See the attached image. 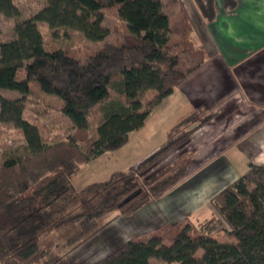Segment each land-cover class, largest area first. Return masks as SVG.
<instances>
[{"label": "trees", "instance_id": "trees-1", "mask_svg": "<svg viewBox=\"0 0 264 264\" xmlns=\"http://www.w3.org/2000/svg\"><path fill=\"white\" fill-rule=\"evenodd\" d=\"M192 1L206 24L216 20V0ZM237 5V0H221L225 12H233ZM112 9L124 25L121 41L97 48L85 63L67 48L44 47L41 26L53 39L76 32L89 42H103L111 34L104 20ZM0 14L13 20L11 39L0 42V90L19 96L0 95V124L18 130L24 138L23 144L2 156L0 264H73L70 254L104 230L113 218L110 215H134L186 176L187 164L177 162L156 174H143L165 153L184 146L213 115L206 114L196 125H192L194 114L182 118L167 131V143L142 160L135 172L115 173L80 190L70 178L81 165L124 147L129 134L204 62L206 54L202 52L195 69H179L181 55L190 49L184 26L189 20L180 18L183 24L176 31L183 40L172 42L175 29L164 0H44L43 7L28 18H22L15 0H0ZM20 71L24 77L18 80ZM31 83L60 99V113L76 132L87 131L88 118L99 106L103 121L95 136L82 145L74 136L45 144L39 126L23 116ZM149 91L155 96L144 106ZM194 109L207 110L204 105ZM246 167L211 199L210 217L196 224L184 220L171 225L176 233L168 240L130 239L91 264H153L152 260L264 264V164L249 161ZM117 177L135 181L113 190ZM96 196L98 201H89ZM78 201L81 207L74 210ZM219 231L232 241H217Z\"/></svg>", "mask_w": 264, "mask_h": 264}, {"label": "rangeland", "instance_id": "rangeland-1", "mask_svg": "<svg viewBox=\"0 0 264 264\" xmlns=\"http://www.w3.org/2000/svg\"><path fill=\"white\" fill-rule=\"evenodd\" d=\"M164 3L165 12L169 16L170 22L175 29V32L172 35V42H180L183 40L181 33L176 31L178 30V27L180 28L182 23L180 22V18L184 16L189 20L188 23L187 21L186 23L184 22L186 24L184 26L188 29L186 40L188 41L187 47H190V49H187L186 52L181 55L179 69L182 71L195 69L197 62L204 51V54H206L204 62L192 71L187 79L194 76L198 71H202V79L207 80L214 69L212 66H204L205 61L208 60L210 56L207 53L208 50L201 45L205 34H201V30L197 31L193 25L192 20L194 19V11L198 14L193 1L164 0ZM15 4L19 8L22 18H28L43 7L44 0H15ZM104 24L109 27L111 34L106 40L99 43L89 42L76 32H69L66 36L62 33L58 39H53L46 26H41L40 30L44 38V47L46 49L67 48L69 51L74 52L77 55L76 58L81 63H85L87 56L97 48H101L105 44L119 43L121 41V33L124 31V25L117 19L115 10L112 9L106 11ZM12 28L13 20L7 19L0 14V42L9 41L11 39ZM197 32L200 33L197 34ZM200 46H202V48H200ZM222 49V47H219L217 50L220 52V55L223 53V50L226 53L227 51L229 52L226 48ZM235 50V56H241V50ZM22 77H24V72L20 71L17 79L20 80ZM183 93H188L184 90V87L181 89V92L176 88L170 96L166 97L159 105L153 108L143 125L129 135L128 142L124 147L113 153H107L86 165H81L79 170L70 178L71 185L75 189L80 190L89 184L106 181L115 173L137 171L138 165L142 160L159 150L167 143V131L182 118L189 116L190 114H194L192 125H196L206 114H212L213 118H211V120L205 125L195 130L184 146L165 153L148 169L146 174H143L144 176L156 174L157 172L166 170L175 162H177V164H187L188 169L186 176L173 187L168 189L164 194L174 189L177 185L183 184V182L190 178L192 173L205 168L207 165H212L213 161L215 162L218 159L223 158L222 155L226 154L232 146L233 147L230 149L228 156L223 158H226L228 162L227 168L224 169V171H218L219 173L218 175L216 174L217 177L215 178L214 185L213 187H208L207 194H211V196H213V194L216 195L224 187L234 182L246 171V164L249 161L263 164L264 113L260 114V112L254 111H249L247 113L243 111L232 113L221 111L212 112L207 108L206 111L201 112L200 110L196 111L194 109L195 106L189 112L190 107L187 105L189 104L188 99ZM237 94V91H234L233 95L228 96V98L241 105L243 103L242 97L236 96ZM0 95L6 99L19 97L15 92L4 90H0ZM154 96L155 92H147L144 106L148 101H151ZM112 97L114 99L118 98L115 95ZM198 97L201 98L200 94L194 96L193 99L199 100ZM60 107L61 101L59 98L43 94L39 91L35 83H31V93L25 99L23 116L25 120L39 126L45 144H55L60 141H66L69 136H74L78 143L82 145L84 139L95 136L97 126L103 121L99 106L93 109V113L88 118V129L84 133L75 131L71 122L60 113ZM229 114H231L230 117ZM229 118H233L232 121ZM229 120L230 124L228 125ZM23 143L24 138L18 130L0 124V167L2 165L3 154ZM141 175L142 174H138L139 177ZM114 181L115 184L113 185V190L129 184L132 180H122L120 177H117ZM133 181H135V179H133ZM164 194L158 198L162 197ZM91 197L88 199L94 203L99 200L98 196L95 198ZM158 198L152 200V202L146 205L152 206L151 204H155V201L158 200ZM81 202L82 201H78L75 204L73 207L74 210L80 209ZM209 206L212 208L211 201L209 202ZM171 207L173 206H170L169 208ZM153 210V208L149 207L148 209L141 210L136 215L137 217H142L144 214L149 215ZM212 212H214L213 208ZM177 215L178 213L175 214V217H177ZM112 216H114V214L110 215L109 218ZM118 217L122 219L124 216L119 215L116 218ZM184 220L177 223H182ZM111 222H113V220H111L110 223ZM110 223L89 242L85 243L70 254V259L73 264H91L98 260L100 253L99 250L101 248H97V242L101 238V246L104 243H109L106 240L111 231L118 230L119 236L125 238L128 229H125L116 221L115 223L117 224L113 226L111 225L110 229L107 231ZM171 225L173 224H165L155 231H146L135 239L143 240L147 237L155 236L168 240L176 233L175 228L171 227ZM122 227L124 231H122ZM215 238L219 242L232 241L225 235V233H223V231H219ZM167 244H169V242H167ZM105 247L107 250H111L112 244H105ZM152 263L162 264L155 260H152Z\"/></svg>", "mask_w": 264, "mask_h": 264}, {"label": "crops", "instance_id": "crops-1", "mask_svg": "<svg viewBox=\"0 0 264 264\" xmlns=\"http://www.w3.org/2000/svg\"><path fill=\"white\" fill-rule=\"evenodd\" d=\"M237 1L238 5L233 12H225L221 8V0H216L219 13L212 24H205L194 11L193 25L197 31L201 30V34H205L201 45L208 50L210 56L204 66H212L214 70L207 80H203L202 71H198L194 76L189 77L182 84L183 86L178 87L180 92L183 87L188 92L183 95L188 99L189 112L196 105H204L212 112L264 113V0ZM219 47L226 48L229 52L226 53L222 49L223 53L220 55L217 51ZM235 49L241 50V56H235ZM234 91L238 93L236 96L242 97L241 105L228 98ZM198 94L201 98L194 100L193 97ZM232 147L222 155L223 158L228 156ZM223 158L192 173L187 181L158 198L155 204L146 205L138 211L151 207L154 210L149 215L137 217V212L122 219L114 215L107 231L111 225L119 223L128 229V233L124 238L119 236L118 230L111 231L106 240L109 243H104L102 246L100 238L97 242V248H101L98 260L146 231H155L165 224H174L184 219L196 224L210 217L213 212L209 202L215 194L211 196L207 194V190L208 187H213L218 173L227 168L228 162ZM262 162L264 164V159ZM170 206L173 207L169 208ZM176 213H178L177 217H175ZM123 227L122 231H124ZM105 244H112L111 250H107Z\"/></svg>", "mask_w": 264, "mask_h": 264}]
</instances>
